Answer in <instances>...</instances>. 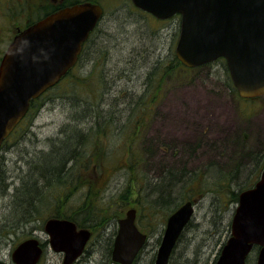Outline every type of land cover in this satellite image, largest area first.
<instances>
[{"label": "rangeland", "instance_id": "rangeland-1", "mask_svg": "<svg viewBox=\"0 0 264 264\" xmlns=\"http://www.w3.org/2000/svg\"><path fill=\"white\" fill-rule=\"evenodd\" d=\"M102 1L107 13L92 36L90 51L88 47L82 61L73 69L71 78H87L86 82L90 84L87 89L81 87L76 91L77 96L90 99V96L85 95L91 92L93 95V88L97 87L92 99L93 111L98 116L97 119L102 120L96 123L97 130L100 127L108 132L112 131V128L114 130L105 148L103 144L106 135L99 136V146L95 150V160L104 161L106 155L110 156L109 161L114 164L113 169L101 173V185L104 188L99 193L103 195L96 196L95 200L106 203L109 199L118 201L124 198L123 194L129 188L126 187L127 178L130 176V172L125 168L128 160L124 152L128 148L126 143L129 137L136 139L134 148L144 153L148 161V168L143 167L141 171L142 180L135 182V191L139 189L142 192V195L136 197L139 201H136L134 192L124 199V202H132L123 205L121 211L125 215L129 208L137 209V224L150 235L138 264H152L169 209L164 204L167 211L161 208L156 218H143L139 212L140 203L155 206L154 199L159 198L155 185L159 183L157 179L164 175V169H185L186 173L202 170L203 176L205 175L203 182H216L221 168H233L237 151L243 150L240 144L243 145L244 133L247 135L244 136L246 148L243 152L264 148V95L253 101L238 98L226 87L224 70L217 63L197 68L189 75L170 78L155 101L145 97L146 99L139 102L138 98L145 87V75L151 65L155 62L161 63L159 60L175 52L180 17L166 20H155L153 17L149 19L151 16L148 15L147 18V14L135 9L127 0ZM11 8V0H0V56L15 33L16 22L10 16ZM141 43L150 48L149 57L145 59L134 53ZM62 90L63 87H59L54 91V95L50 94L45 98L33 120L24 122L10 136L7 146L1 152L10 184V190L7 192L3 191L2 184L0 185V238L3 237L0 241L1 261L11 262L14 246L24 238L37 236L46 246V252L38 264H62L63 254L50 248L48 235L43 230L44 221L49 217V212H52L51 207L43 210L45 215L41 220L30 221L24 227L15 228L9 233L8 230H2L4 224L8 225L12 221L14 211L9 205L12 200L10 194L13 193L14 187L20 184L19 175L28 167L29 162H33L31 155L33 152H46L52 141L62 137L63 127L72 121L69 117L72 111L70 101L57 96ZM116 100L118 103H115ZM112 103L115 104L114 108ZM143 114L146 121L142 123L140 139L137 140L131 134L135 132L136 117ZM103 115L107 116L102 117ZM109 115H114L115 125L108 124L111 120ZM106 151L109 153L105 154ZM245 161L248 165V158ZM207 166H211V169L206 172ZM94 172L92 163L87 168H79V176L83 179L92 176ZM244 175H241L239 181L245 180ZM145 176L150 182H147ZM191 180L193 181L192 177L188 182ZM255 180L253 177L246 182ZM52 185L49 186L48 195L56 196L60 186L56 183ZM65 185L64 189L70 190L76 184L66 182ZM222 186L217 193L209 192L196 200L193 219L176 246L172 264H212L220 245L230 233L236 207V203L225 196V183ZM230 188L238 190L240 185L232 184ZM180 190L181 186L173 193L179 195ZM86 191L87 184H77L69 202H78L85 196ZM183 198L178 200L182 201ZM158 207L161 206H157V210ZM115 227V223L109 225L98 236L99 240L93 241L96 248L108 252V240L113 236ZM97 234L98 232H95V235ZM95 255L100 254L96 251ZM98 259L103 257L100 255ZM250 261L249 264H254L252 259Z\"/></svg>", "mask_w": 264, "mask_h": 264}, {"label": "water", "instance_id": "water-1", "mask_svg": "<svg viewBox=\"0 0 264 264\" xmlns=\"http://www.w3.org/2000/svg\"><path fill=\"white\" fill-rule=\"evenodd\" d=\"M136 6L165 19L181 14L175 47L178 58L194 67L219 57L226 59L242 97L264 94V0H132ZM102 13L92 3L66 7L46 16L14 37L0 61V146L29 109L31 100L55 85L77 62L83 43ZM194 211L182 204L167 220L155 264H168L176 241ZM135 209L120 218L113 259L131 264L146 240L135 224ZM50 244L72 263L90 237L74 221L52 217L44 224ZM254 245L256 264H264V168L258 181L240 192L231 235L215 264H245ZM43 253L40 240L29 237L12 251L16 264H36Z\"/></svg>", "mask_w": 264, "mask_h": 264}, {"label": "trees", "instance_id": "trees-1", "mask_svg": "<svg viewBox=\"0 0 264 264\" xmlns=\"http://www.w3.org/2000/svg\"><path fill=\"white\" fill-rule=\"evenodd\" d=\"M146 17L148 18V15H146ZM150 18L152 17H149V19ZM153 34H155V32ZM91 41L92 38H90L87 42L83 53L80 55L78 63L82 61L83 57L87 53L88 47L90 51ZM143 44L141 43L139 48H137L134 53L136 55L140 54V57L145 59L149 57L150 48L146 47L148 46L146 42V46ZM159 61L161 63L156 64L155 62L153 66L151 65L148 72H146L145 87L142 91V95L138 98L139 102L143 101L145 97L148 100L155 101L160 90H162L163 86L168 83L170 78L172 79L178 75L179 77L186 74L189 75L197 68L210 65L213 66L217 63L219 67H222L224 70V83L226 87L239 98L238 92L231 80L226 62L223 58H219L213 63L195 68L185 66L174 52L169 53L163 60ZM72 71L68 72L61 82L47 90L40 98L33 100L31 102V107L24 118V122L32 121L38 111V108L41 106V103L45 102V98L50 94L54 95L53 93L56 89L63 87V90L58 93L59 95L57 96L60 99H68L70 101L72 111L70 112L69 117L72 121L69 125L63 127L61 130L62 137L58 138L54 142L52 141L49 145L50 148L46 152H40L37 154H34L33 152L30 157L33 162H29L28 167L23 171L24 173L22 172L23 174L21 173V175H19L20 184L15 186L13 193L10 194L12 200L9 205L13 209L14 215L11 217V223L8 225L4 224V229H2L8 230V233L12 232L15 228L24 227V225H27L30 221L43 219V215H45L43 210L51 207L52 212H49L48 216L71 219L78 226L88 227L94 232H98V235H100V233L106 230L110 224L115 223L119 217L123 216L122 214L124 213L121 211V207L132 202L131 200L124 202L126 197L131 194L133 195L134 192L136 193V196L134 195L135 198L142 195V192L139 189L135 191L137 187L135 182L142 180L140 179L142 177L141 171L143 167L148 168V161L145 158L144 153L140 151L138 152V149L134 148L136 139L129 137V140L126 143L128 148L125 149L124 152L127 154L126 156L128 160L125 164V168L127 172H130V176L127 178L128 183L126 187L129 188L126 190L125 194H123L124 198L118 201H111L109 199L106 203H101L100 201L95 200L96 196L103 195L102 193H99L102 188H104V186L101 185V183H103L101 180V173L114 168V164L109 161L110 156L106 157L105 155L104 161L95 160V150L96 147L99 146V136H101V134L106 135L103 144V147L105 148L110 139V134L113 133L114 130L112 128V131L108 132L106 129L101 130V127L97 130L96 123L102 121L97 119L98 116L93 111L94 100L92 99L93 95L96 93L97 87L94 86L93 95L92 92L89 95H85L90 96V99H86L84 96L80 97L75 95L76 91H79L81 87H85V89H87L90 84L86 82L88 81L87 78L82 79L81 77H75L72 79ZM83 80L85 82H83ZM115 103H118L117 100ZM113 104L114 103L111 104L112 108H114L113 106L115 105ZM103 111H105V109ZM104 116L105 115L102 117ZM110 117L111 120L108 121V124L115 125L114 115H109V118ZM132 117L133 116H131L130 119H132ZM138 118L136 117L135 120V132L131 134L132 136H135L137 140L140 139L139 132L142 128V123L146 121L144 114ZM246 135L247 134L245 133L242 134L243 145L240 144V146H243V150L237 151V158L233 168H230V170L221 168L218 173L219 179L216 180V182H203L202 180L205 175L203 176V172H201L202 170H193L186 173L187 170L185 169L183 171H176L172 169L167 171V169H164V175L160 177L159 180L157 179V182L159 183L155 185L159 198L154 199L155 206L153 204L149 205L143 202L140 203L141 208H139V212H141V217L156 218L155 216L159 211H161V208H164V210L167 211L164 204H166L169 209V213H171L184 200L191 199L196 201L209 192L217 193L219 188L223 187L222 185L224 183L227 187V193L225 196L228 197L230 201L237 202L239 192L254 183L246 181L251 180L253 177L257 179L264 166V148L243 152L246 148V138L244 137ZM108 153L109 151L105 152V154ZM242 157L245 159H242ZM246 158L249 160L248 165H246ZM91 163L94 164L96 173L94 172L92 173V176L85 177V179H83L81 175L79 176V168H87ZM209 169H211V166H207L206 170H204L207 172ZM6 171L4 158L1 154L0 185L2 184V190L7 192L9 188V181L8 173H6ZM243 174H245V180L239 181L241 175ZM187 177L189 178L186 181L185 179ZM191 177L193 181L191 180V182H188ZM248 177L252 178L248 179ZM145 179L147 180L146 176ZM66 182L76 185L72 189L67 190L64 189ZM83 182L84 186L87 184L85 196L74 204L70 203L69 199L74 195L77 184H82ZM147 182H150V179L147 180ZM54 183L60 186L58 191L59 193L56 196L48 195L49 186ZM232 184H237L238 186L240 185V188L238 190H232L230 188ZM180 186L181 190L178 193L179 195H175L173 192H177ZM140 188H142L141 185ZM181 198H183V200L179 201L178 199L181 200ZM136 201H139V198H136ZM157 206L161 207H158L159 209L157 210ZM110 240L112 241V238ZM110 245L111 243L109 246ZM0 264H12V262L0 260Z\"/></svg>", "mask_w": 264, "mask_h": 264}, {"label": "flooded vegetation", "instance_id": "flooded-vegetation-1", "mask_svg": "<svg viewBox=\"0 0 264 264\" xmlns=\"http://www.w3.org/2000/svg\"><path fill=\"white\" fill-rule=\"evenodd\" d=\"M12 8L10 16L15 19V31L16 33L20 30L33 25L38 20L43 17L58 11L64 7L85 3L93 2L102 5L106 9L105 4L102 0H11ZM111 2L110 0H108ZM107 3V1H106ZM104 18V15L101 17L100 22ZM92 239V240H91ZM87 243L81 256L72 264H116L112 261V247H108V252H102L100 248H96L94 245L93 235ZM92 241V242H91ZM99 252L103 259H98L99 256H96L95 253ZM259 253V247L253 249V251L248 255L246 264L251 262L256 264L257 257ZM253 256V257H252ZM252 257V258H251ZM64 264V263H62ZM134 264H138V261H135Z\"/></svg>", "mask_w": 264, "mask_h": 264}, {"label": "bare ground", "instance_id": "bare-ground-1", "mask_svg": "<svg viewBox=\"0 0 264 264\" xmlns=\"http://www.w3.org/2000/svg\"><path fill=\"white\" fill-rule=\"evenodd\" d=\"M2 240V238H0V241ZM111 243V241L110 240H108V247H109V244Z\"/></svg>", "mask_w": 264, "mask_h": 264}]
</instances>
